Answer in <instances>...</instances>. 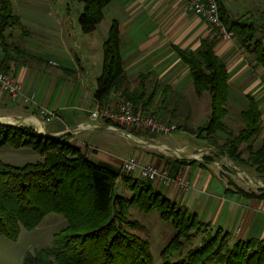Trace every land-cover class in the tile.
Listing matches in <instances>:
<instances>
[{"label":"trees","instance_id":"trees-1","mask_svg":"<svg viewBox=\"0 0 264 264\" xmlns=\"http://www.w3.org/2000/svg\"><path fill=\"white\" fill-rule=\"evenodd\" d=\"M78 1L83 3L78 17L80 27L84 32L93 31L111 0ZM218 3L222 20L238 34L243 46L254 52L256 62L264 68V45L254 37V24L234 17L223 0ZM16 23H20V17L13 10L12 0H0V42L4 49L8 43L6 31ZM175 49L189 67L196 94L208 92L210 95L209 116L197 131L208 135L224 131L230 94L226 62L207 41L197 51L179 46ZM146 78L147 74H140L138 85L130 86L120 49L119 22L113 19L103 44L102 71L97 77L95 98L103 102L116 91L142 111L152 106L158 90L155 85L149 91ZM241 115L244 126L229 139L228 149L217 148L218 154L227 153L231 159L247 162L264 175V142L256 150L248 143L247 159L242 157L239 148L260 131L261 109L254 96H248V105ZM68 137V133L49 136L32 125L0 121V147L28 146L42 156L23 164L0 158V234L16 240L21 228H34L50 212L60 213L66 219L65 227L55 233L53 245L28 252L23 264H152L150 241L135 232L142 224L128 218V205L145 212L158 209L160 217L175 228V234L162 250V264H264V240L238 239L231 244L230 232L221 226L203 236L185 255L170 260V255L191 239L193 229L211 224L156 190L149 181L107 162L89 159ZM211 160L214 156L206 155L199 164L204 166ZM119 178L132 190L129 198L114 194ZM230 182L231 191L264 199L263 188L256 192L242 188L233 180Z\"/></svg>","mask_w":264,"mask_h":264},{"label":"crops","instance_id":"crops-1","mask_svg":"<svg viewBox=\"0 0 264 264\" xmlns=\"http://www.w3.org/2000/svg\"><path fill=\"white\" fill-rule=\"evenodd\" d=\"M29 1L30 0H28V2ZM32 1L33 0H31V3ZM155 1L157 0H123V14L127 17L124 21V26L120 27L121 21L114 18L118 20L119 28H121L120 43L121 33L124 37L120 49L125 72L130 82L135 80V83H131L130 86L136 87L139 82L138 76L140 74H147V85L149 82V84L152 83V87L155 85L158 87L153 97L152 105L160 101L174 104L175 99L184 100L188 97L194 99L192 98L194 93L197 96L196 99L198 98L197 100H200L199 97L201 95L199 96L196 94L194 81L192 82L190 78L191 72L190 70V73L188 72L186 67L187 64L181 60L175 49L176 46L181 48H186V46L175 42V40L178 39L176 34H172V36L168 37L167 33L169 31L161 32L158 27L154 31L149 30L148 37H144L143 30L145 31L153 24L158 23L159 19L154 20L152 18H147L146 20L134 14H129L132 12L134 3L137 6H141L142 4L144 6L146 4L152 5ZM178 1L184 2V0ZM44 2H46L44 5H40L41 9L39 14L35 13L36 15H28V13H18L21 26L24 29H29L35 34L37 39L35 43L36 46H30L33 48L28 47V49L30 48L31 51L33 50L34 53L30 52L32 53L30 55L35 57L41 64L35 65L26 62L15 63L12 61H5V55L2 53L0 54V66H20L16 68V72L14 73L22 82L23 89L26 92L36 91L39 103L55 111V116H53L50 121H53L55 117H59L60 120H54L52 124L49 123L50 121L43 123V116L39 113L35 104H24L20 101H12L8 93L0 86V121L11 124L32 125L40 133L49 136H60L68 133L70 142L78 147L89 159L95 162L104 161L117 168H121L124 159L130 155L136 156L138 161L143 164L147 162H154L161 165L169 164L170 174L173 177L178 174L187 176L190 180L191 188L189 191L187 190V192H185L177 183L166 186L159 181L147 180L156 190L177 202L179 205L187 208L189 211L191 208L197 210L200 206L203 207V205H206V209L203 210L202 214L207 216L208 219L205 222H209L210 224H212L209 219L211 215L210 213L206 215V212L207 210L211 212L212 209L218 214V219L216 220L224 224L223 226H219L226 228L227 225L237 222L238 226L236 227L235 234L239 239L247 240L254 238L264 240V199L246 197L238 192L231 191L233 185L230 179H224L221 173L215 170L212 164L213 160L205 162L204 166L200 165L199 162L203 161L204 156L200 158L199 156H194V152H192L203 147V144L196 145L200 143L199 141L193 138L187 141L183 136L178 138L175 134L172 136L164 135L163 133L145 134L143 130L141 133L125 127L113 128L106 119H92L90 117V110L100 103L95 98L94 92L96 89L97 77L101 74L100 72L98 75V72L99 70L102 71L103 59L95 58L92 63V66H95V74L92 76L96 79L95 83L94 80H90V75L82 77L77 74L75 79L69 77L65 78L64 75H61V73H64V67H71L77 70V66L79 65V63L75 61L76 58L70 54L72 53L71 46L69 47L64 39L67 32H71L72 34L74 30L73 25L71 27L69 26L70 21H72L70 8L68 5L64 7L62 2L58 3L55 0H45ZM178 5H180V3ZM48 7H50V9H43ZM51 8H54V11H52ZM43 11L47 19H45L44 13L41 14ZM125 13H128L129 16ZM197 16L200 17L199 15ZM43 17L44 19H42ZM50 17L55 19L54 27L50 26ZM37 18H41V20H37ZM203 20L205 19L203 18ZM206 24L208 25L207 22ZM54 34H57L56 37ZM216 35L220 39L218 44L213 46L215 52L226 62L229 74L231 70H235L237 73L239 67L237 65L233 66L236 60L233 59L235 56V48L234 46L230 48L234 40H224L219 34L216 33ZM164 37L173 38L172 42L168 43L171 44V52H173L174 56L176 55L178 57V61L185 66L169 65L166 60L167 58L162 57L163 51H159L157 48H160L163 43L161 40ZM69 38H73V36L71 35ZM168 38H166V41ZM61 39H63L62 43ZM203 41L207 40L204 39ZM104 42L102 43V48ZM162 45V47L167 50V43L165 42ZM81 46V43L77 44V47L80 48L84 56L87 53H90V55L93 54L91 52L93 50H89V48L83 49ZM85 51L88 52L85 53ZM27 52L29 51L27 50ZM84 56H81V60L86 62L87 58ZM45 59H48L49 62L53 60L58 63L52 64V66L61 67L60 75H58V84L60 88L58 87L56 91L49 86V79H51L54 74L44 69L30 67L47 66L45 64ZM86 66H89V64ZM152 87L149 91L152 90ZM118 96L119 92L112 91L108 98L116 99ZM57 102L61 105H56ZM190 111L191 110L187 109L184 115H182L180 113L181 109H175L173 105V108L169 109L163 107L161 112L166 119L171 117L177 118V120L191 121L192 123L195 120L190 117ZM208 116L209 112H206V118L204 117L202 123L207 120ZM84 124H88V126L83 127L82 125ZM166 149H169L171 152ZM180 152L182 154H180ZM191 159L197 162L189 163L188 161ZM185 160L188 161L185 162ZM133 175L139 177L136 173H133ZM214 177L224 185L223 193L241 196V203L232 202V204H224L222 200L214 196L213 192L202 197L203 191L207 190ZM250 178L252 180L254 179L252 176H250ZM259 187L262 188L260 185ZM214 191L216 192L215 189ZM258 191L259 190H256V192ZM234 217H236V219H234Z\"/></svg>","mask_w":264,"mask_h":264},{"label":"rangeland","instance_id":"rangeland-1","mask_svg":"<svg viewBox=\"0 0 264 264\" xmlns=\"http://www.w3.org/2000/svg\"><path fill=\"white\" fill-rule=\"evenodd\" d=\"M44 1L45 0H33L31 3V0L29 2L28 0H12L13 10L16 14H20V12L28 13V15H32L35 13L39 14L41 9L40 5H44V3H46ZM55 1L58 3L62 2L64 4V7L68 5L70 8V16L72 18V21H70L69 26L71 27L73 25L74 30L72 34L71 32H67L64 39L67 42V45L69 47L71 46L72 48V53L70 54L74 56L76 58L75 61L79 63V65L77 66V70L74 68L72 69L71 67H64V73H61V75H64L65 78L69 77L71 79H75L77 77V74L82 77L90 75V80H94L95 83L96 79L92 77L95 74V66H92V63L95 58L103 59L102 43L105 39H107L112 19H119V21H121L120 27H123L124 21L127 18L123 14V0H111L103 9L104 17L102 21L93 31L90 32L82 31L78 21L79 14L83 10L82 2L78 0ZM223 2L234 17L240 18L243 22H252L254 24L256 28L254 37L264 45V0H223ZM179 3L180 5H178ZM133 5L134 6L132 7V12L129 14H134L135 16L145 18L146 20L147 18H152L154 20L159 19L158 23L153 24L149 27V29L147 28L145 31L143 30L144 37H148L149 30L154 31L158 27L161 32L169 31L167 33L168 37L172 36V34H176V37L178 39H176L175 42L177 44L185 45L186 49H193L194 51H197L201 47L204 39L210 42L213 46H216L219 42L220 38L217 37L214 29L209 24L208 26L203 18L198 17L194 12L186 9L184 7V2H180L178 0H157L152 3V5L146 4L143 6L142 4L141 6H137L135 3ZM43 9L48 10L50 9V7ZM51 10L54 11V8H51ZM43 13L45 17V12L43 11L41 14ZM125 14L129 16L128 13ZM55 15L57 16L56 13ZM44 17L42 19H44ZM45 19H47V17H45ZM37 20H41V18H37ZM54 21L55 19L53 17H50V26L54 27ZM6 32V40L8 42L7 48H5L6 50L2 47L0 42V54L4 53L5 61H12L15 63L26 62L35 65L41 64L38 60L35 59V57L30 55L34 53L33 50H30V48L33 47L30 46H34L36 43L37 39L35 37V34H33L29 29H24L20 23H16L15 25L10 26ZM56 35L57 34H54L55 37ZM71 35L73 36V38H69V36L71 37ZM168 37H164L161 40V42L167 43V50L162 47L163 43L161 44L160 48L157 49L159 51H163L162 57L167 58L166 60L168 61L167 63L169 65L173 64V66H185L182 65L178 61V57L176 55L174 56L173 52H171V44L168 43H171L173 38L170 39ZM166 38H168L167 41ZM123 40L124 37L121 33L120 47L122 46ZM233 40V44L230 47L232 48V46H234L235 48V56L233 57L232 55V57L236 60L233 66L237 65L239 69L237 73L235 70H231L229 74L230 94L227 101L228 113L224 118V122L226 124V129L224 131H219L213 135H208L206 132L197 131V127L202 123L206 112H209L210 110V95L208 94V92L203 93V95L199 97L200 100H197L198 98L196 99L197 96L194 93V96H192V98L194 99H191L190 97L184 100L175 99L174 104L169 102L164 103L160 101L157 104H154L142 111L153 113L162 119L174 121L178 124V127L172 133H163L164 135L172 136L175 134L178 136V138L183 136L187 139V141H189L188 139L193 138L194 140L200 142L196 145L203 144L204 148L201 147L192 151L194 152L193 155L202 158L203 156H206L208 154H213L214 160L212 164L214 165L215 170L217 172H220L224 179L233 180L235 183L248 190L260 191L261 188L259 187V185L264 189V175L259 174L255 170V167L253 165L247 164V162H245L246 164L240 163L239 161L231 159L228 155H226L227 153L223 155L218 154L217 151V148L221 147L228 149L231 146V142H229V139L234 134H237L238 131L244 126V120L242 118L241 111L246 109L248 105V96L250 94L254 95L258 100V104L261 109V127L259 133L254 138H252L247 143H241L239 148L241 150L242 157L244 159H247L248 157V143L252 145L254 150H256L264 142V68L256 63L254 52L248 50L245 46H243L237 33L235 34ZM62 41L63 39H61V43ZM80 43L82 44L81 47L83 49L89 48V50H93L91 51L93 54L90 55V53H87L84 56L81 53L80 48L77 47V44ZM28 47L30 48L28 49ZM27 50L29 52H27ZM86 52L88 51H85V53ZM81 56L87 58L86 62L81 60ZM45 62L47 66L30 67L44 69L45 71L47 70L51 74H54L53 77L49 79V86L52 87L54 91H56L58 87L60 88V85L58 84V75H60L61 67L52 66V63H50L48 59H45ZM88 64L89 66H86ZM18 67L20 66L2 65L0 66V69L16 72V68ZM186 67L189 72L188 66ZM100 72L101 70H99L98 75L100 74ZM14 75L16 76L15 73ZM190 78L193 82L191 75ZM131 83H135V80H132ZM151 87L152 83L149 84L148 82V90L151 89ZM56 105L61 104H58L57 102ZM173 105L175 106V109H181L180 113L182 115H184L187 109L191 110L190 117L192 119L194 118L195 121L191 123V121L189 122L187 120H177V118L171 117H168V119H166L161 111L163 107L169 109L173 108ZM54 120L59 121L60 118L55 117ZM53 121H50L49 123L52 124ZM125 128L137 132L142 131L141 129H137L134 127ZM143 133L151 134L148 131H145ZM166 150L170 151L169 149ZM180 154L182 153L180 152ZM41 157L42 156L37 151L28 146L0 147V158L9 163L23 164L28 161H35ZM167 166L170 170V165L168 164ZM250 176H252V178L254 179L252 180ZM113 192L115 195L118 194L123 196L124 198H129L132 195V190L129 188L128 184L120 178L117 180ZM185 192H187V190H185ZM210 192H213L214 196H217L218 199L222 200L224 204H232V202L241 203V196L233 195L231 193H216L211 187V183L208 186L207 190L203 191L202 197L206 196V194ZM126 208L128 218L138 220L142 224V227L134 229L135 232L146 237L150 241V249L153 256L152 264H162V250L175 234V228L171 225L170 222L163 220L160 217L158 209H153L149 212H145L135 205H128ZM205 209L206 205H203V207L200 206L197 210L191 208L190 211L195 212L199 219L207 221V216H204V214H202L203 210ZM209 213L211 215L209 218L212 223L211 226L205 225L199 227V230L193 229V235L191 239L187 240L178 251L173 252L170 255V260H176L182 257L190 248L198 245L201 242L203 236L209 234L210 232H214L216 227H218L219 225H224L223 223H219L218 220H216L218 219V214L214 209H212L211 212L207 210L206 215H209ZM236 217H234V219H236ZM65 225L66 219L62 214L50 212L46 214L41 222L34 228H21L19 236L16 240L8 239L4 235L0 234V264H23L25 256L28 252H34L36 249L52 246L54 243L53 241L55 233L59 232L62 228L65 227ZM237 226L238 224L237 222H235V224L232 223L224 228L225 230H228L230 232L231 244L233 243V241L239 239V237L235 234Z\"/></svg>","mask_w":264,"mask_h":264},{"label":"built area","instance_id":"built-area-1","mask_svg":"<svg viewBox=\"0 0 264 264\" xmlns=\"http://www.w3.org/2000/svg\"><path fill=\"white\" fill-rule=\"evenodd\" d=\"M184 7L204 18L224 40L234 39L236 33L233 29H229L222 20L218 0H184ZM50 63L58 64L53 60H50ZM0 86L8 93L12 101L35 104L44 116L43 123L55 116L54 110H50L39 103L36 91L26 92L23 89L22 82L14 75V72L0 69ZM90 117L92 119L103 118L109 120L110 126L113 128L134 127L152 134H169L178 127V124L174 121L162 119L150 112L137 110L130 99L120 95L116 99L107 98L97 104L90 110ZM82 126H88V124ZM122 169L131 174L136 173L145 180L159 181L166 186L177 183L183 190H188L191 187L187 176L178 174L173 177L167 165L154 162L143 164L134 155L124 159Z\"/></svg>","mask_w":264,"mask_h":264},{"label":"water","instance_id":"water-1","mask_svg":"<svg viewBox=\"0 0 264 264\" xmlns=\"http://www.w3.org/2000/svg\"><path fill=\"white\" fill-rule=\"evenodd\" d=\"M211 186L216 190L218 193L224 192V185L216 178L214 177L211 181Z\"/></svg>","mask_w":264,"mask_h":264},{"label":"bare ground","instance_id":"bare-ground-1","mask_svg":"<svg viewBox=\"0 0 264 264\" xmlns=\"http://www.w3.org/2000/svg\"><path fill=\"white\" fill-rule=\"evenodd\" d=\"M37 122V121H36ZM41 122V121H40ZM42 126V125H41Z\"/></svg>","mask_w":264,"mask_h":264}]
</instances>
